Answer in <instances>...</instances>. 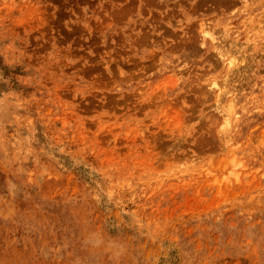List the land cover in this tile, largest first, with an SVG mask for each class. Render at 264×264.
I'll list each match as a JSON object with an SVG mask.
<instances>
[{"label": "rangeland", "instance_id": "374dc122", "mask_svg": "<svg viewBox=\"0 0 264 264\" xmlns=\"http://www.w3.org/2000/svg\"><path fill=\"white\" fill-rule=\"evenodd\" d=\"M263 1L0 0V264H264Z\"/></svg>", "mask_w": 264, "mask_h": 264}, {"label": "bare ground", "instance_id": "6f19581e", "mask_svg": "<svg viewBox=\"0 0 264 264\" xmlns=\"http://www.w3.org/2000/svg\"><path fill=\"white\" fill-rule=\"evenodd\" d=\"M243 1V0H242ZM264 2V1H263ZM244 4V3H243ZM260 4V3H259ZM264 16V15H263ZM245 17V16H244ZM260 17V16H259ZM244 19V18H243ZM264 20V19H263ZM262 20V21H263ZM261 21V20H260ZM261 21V22H262ZM246 23V22H245ZM245 23H243V24H245ZM259 23V22H258ZM248 24V23H247ZM264 24V23H263ZM246 25V24H245ZM250 25V24H249ZM258 25V24H257ZM257 25L255 26V28L257 27ZM261 25V24H260ZM254 26V25H253ZM251 27V26H250ZM263 27V26H262ZM246 28V27H245ZM248 29V28H247ZM259 29H260V27H259ZM239 30V29H238ZM240 30H242V29H240ZM249 30V29H248ZM253 30L255 31V29L253 28ZM263 32H264V30H262ZM235 32V31H234ZM258 33H261V31L260 32H258ZM262 34H264V33H262ZM240 35V34H239ZM243 36V35H242ZM215 37V36H214ZM213 37V38H214ZM239 37V36H238ZM262 37V36H261ZM244 38V37H243ZM250 38V37H249ZM209 39V38H208ZM211 39V38H210ZM247 39V38H246ZM200 40H201V38H200ZM254 40V39H253ZM252 40V41H253ZM218 41V40H217ZM242 41V40H241ZM259 41V40H258ZM214 43V42H213ZM215 43L217 44V42L215 41ZM251 43H254V41L253 42H251ZM218 44H219V42H218ZM222 44V43H221ZM240 44V43H239ZM223 45V44H222ZM203 46V45H202ZM210 47V46H209ZM218 47V46H217ZM218 49V48H217ZM215 50V49H214ZM222 50V49H221ZM221 50H219V51H221ZM216 51L217 50H215V53H214V55H216ZM222 53V52H221ZM223 54V53H222ZM225 54V53H224ZM253 54V53H252ZM218 56H220V54H217ZM242 55V54H241ZM223 57V56H222ZM228 58V57H227ZM231 58V57H230ZM235 58V57H234ZM229 59V58H228ZM248 59V58H247ZM230 63H232V59H230V60H228ZM249 61H250V59H249ZM225 62V61H224ZM227 62V61H226ZM223 64V63H222ZM228 64V63H227ZM234 65V64H233ZM245 65H247L246 63H245ZM224 66H225V64H224ZM230 69V68H229ZM225 78V77H224ZM227 80V79H226ZM220 83V82H219ZM221 83H224V82H221ZM226 83V82H225ZM230 84V83H229ZM236 85V84H235ZM214 86L218 89V95H219V97H217L216 96V102L218 103V107L220 108V110H221V118H222V120H223V123L227 126V125H229V123H230V114H231V108L230 109H226L225 107L228 105V103L227 104H221V103H223L222 101H223V98L222 97H225V94H226V90H224L223 88L224 87H222V85H219L218 83H216V82H214ZM210 87V86H209ZM233 87V86H232ZM239 87H241L240 86V84H239ZM238 87V88H239ZM241 89V88H240ZM213 90V89H212ZM239 90V89H238ZM235 91V90H234ZM237 92V91H236ZM215 93H216V91H215ZM214 93V94H215ZM233 96V95H232ZM239 96H240V94H239ZM228 98V97H227ZM230 100H229V102H231V100H232V98L230 97L229 98ZM227 101V100H226ZM225 103V102H224ZM229 108V107H228ZM235 117V116H234ZM236 119V118H235ZM234 121V120H233ZM233 128V127H232ZM230 130V129H229ZM235 160V159H234ZM25 222V221H24ZM23 222V223H24ZM26 224V223H25ZM24 224V225H25ZM27 228H29L28 226H27ZM54 228V227H53ZM14 233V232H13ZM6 247V246H5ZM19 247V246H18ZM12 249V248H11ZM12 250H14V249H12ZM16 251V250H15Z\"/></svg>", "mask_w": 264, "mask_h": 264}, {"label": "clouds", "instance_id": "9594fccd", "mask_svg": "<svg viewBox=\"0 0 264 264\" xmlns=\"http://www.w3.org/2000/svg\"><path fill=\"white\" fill-rule=\"evenodd\" d=\"M85 243L92 247L108 246L110 248L119 249L121 248L120 243L117 240L105 241L104 236L99 232H91L85 237Z\"/></svg>", "mask_w": 264, "mask_h": 264}]
</instances>
